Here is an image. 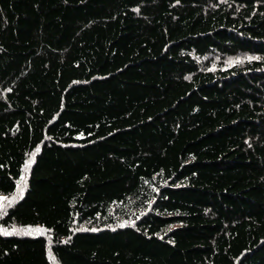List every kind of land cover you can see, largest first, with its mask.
Here are the masks:
<instances>
[{
    "label": "trees",
    "instance_id": "16d2710c",
    "mask_svg": "<svg viewBox=\"0 0 264 264\" xmlns=\"http://www.w3.org/2000/svg\"><path fill=\"white\" fill-rule=\"evenodd\" d=\"M0 195V264H264V0H0Z\"/></svg>",
    "mask_w": 264,
    "mask_h": 264
},
{
    "label": "rangeland",
    "instance_id": "374dc122",
    "mask_svg": "<svg viewBox=\"0 0 264 264\" xmlns=\"http://www.w3.org/2000/svg\"><path fill=\"white\" fill-rule=\"evenodd\" d=\"M5 201H6V197L0 195V213H2V210L1 209L4 206ZM43 230H44V227H41V226L32 227V228H30V229H28L26 231V234H29V235H40V234H43L44 233Z\"/></svg>",
    "mask_w": 264,
    "mask_h": 264
}]
</instances>
